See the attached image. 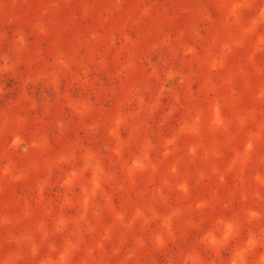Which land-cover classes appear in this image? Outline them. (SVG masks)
Listing matches in <instances>:
<instances>
[{
  "label": "rangeland",
  "instance_id": "1",
  "mask_svg": "<svg viewBox=\"0 0 264 264\" xmlns=\"http://www.w3.org/2000/svg\"><path fill=\"white\" fill-rule=\"evenodd\" d=\"M0 264H264V0H0Z\"/></svg>",
  "mask_w": 264,
  "mask_h": 264
}]
</instances>
